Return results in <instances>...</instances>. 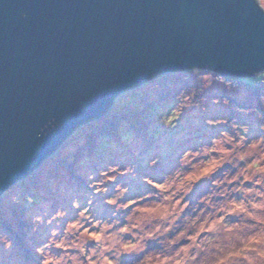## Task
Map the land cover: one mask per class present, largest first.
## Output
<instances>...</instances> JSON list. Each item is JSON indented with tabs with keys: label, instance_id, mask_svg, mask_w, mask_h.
Segmentation results:
<instances>
[{
	"label": "rangeland",
	"instance_id": "1",
	"mask_svg": "<svg viewBox=\"0 0 264 264\" xmlns=\"http://www.w3.org/2000/svg\"><path fill=\"white\" fill-rule=\"evenodd\" d=\"M108 112L0 196V264H264V74L164 73Z\"/></svg>",
	"mask_w": 264,
	"mask_h": 264
},
{
	"label": "water",
	"instance_id": "2",
	"mask_svg": "<svg viewBox=\"0 0 264 264\" xmlns=\"http://www.w3.org/2000/svg\"><path fill=\"white\" fill-rule=\"evenodd\" d=\"M264 71L258 0H0V196L131 88Z\"/></svg>",
	"mask_w": 264,
	"mask_h": 264
},
{
	"label": "trees",
	"instance_id": "3",
	"mask_svg": "<svg viewBox=\"0 0 264 264\" xmlns=\"http://www.w3.org/2000/svg\"><path fill=\"white\" fill-rule=\"evenodd\" d=\"M190 70H197V69H190ZM184 71H189V70H184ZM202 71H205V70H202ZM207 71V70H206ZM181 72V71H180ZM209 73H212V74H216V75H220V74H217L216 72H210V71H208ZM168 73H176V72H168ZM261 74H264V71H262V72H260V73H258L257 75H261ZM257 75H253V76H257ZM220 76H223V75H220ZM157 77V76H156ZM223 77H226V78H231V79H235V80H237V81H239V79H241V77H232V76H223ZM251 77V76H250ZM155 78V77H154ZM153 79V78H152ZM131 89H133V88H131ZM130 90V89H129ZM108 113V115H109V113L110 112H107ZM130 114V112H128V113H126V114H118L117 116H115V118H113V117H111V119H108L106 122H105V124L103 125V126H99L100 128H99V135L100 136H98V138H95V140H94V142L95 141H97L96 143H95V146L93 147V146H91L92 144H86V145H88L89 147L88 148H85V146L83 145L82 147H84V149L81 151V152H79V154H78V156L76 157L77 158V160H74L75 158H74V156H72V157H70L69 159H67V161H66V163H65V165H67V166H70L69 168H67L69 171H72L73 173H74V170L75 169H77V171H79L80 169H82L83 168V166H85V168L87 167V163H88V161L91 159L90 157L92 156V155H96V154H98V156H101V154H99V152L102 150V149H104L105 147H103V146H101L100 145V143L103 141V143L105 144V142H107V145H108V140H110L109 138H112V133H113V131H116V132H118L119 131V129L120 130H122L123 129V127H121V125L122 124H119L120 122H121V120H124L125 119V121H128V119H126V117L125 116H127V115H129ZM105 116V115H104ZM103 116V118L101 117V118H99V119H101V121H104V119H106L108 116H105L104 117ZM112 119H114V122H112ZM98 120V119H97ZM93 121H95V120H93ZM100 121V122H101ZM92 122V121H91ZM90 123V122H89ZM88 124V123H87ZM87 124H85V125H87ZM84 126V125H83ZM125 133H127L126 131H125ZM97 139V140H96ZM67 141V140H66ZM66 141L62 144V146L66 143ZM61 146V147H62ZM86 151H89V152H87L86 153ZM88 154L89 156H87V157H83V156H81V158H79L80 157V155H84V154ZM51 157V156H50ZM46 161V160H45ZM44 161V162H45ZM43 162V163H44ZM81 179H83V177H82V175L81 174H79L78 175ZM12 187V186H11ZM10 187V188H11ZM6 192V191H5Z\"/></svg>",
	"mask_w": 264,
	"mask_h": 264
}]
</instances>
